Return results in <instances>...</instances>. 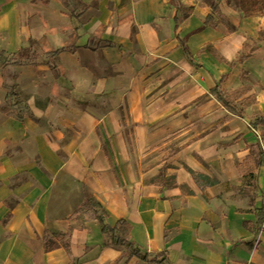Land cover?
Segmentation results:
<instances>
[{"label": "crops", "instance_id": "0c3cea01", "mask_svg": "<svg viewBox=\"0 0 264 264\" xmlns=\"http://www.w3.org/2000/svg\"><path fill=\"white\" fill-rule=\"evenodd\" d=\"M233 1L0 0V51L42 57L0 67V264H147L72 216L89 195L168 264H264V3ZM221 75L236 112L210 91ZM100 134L143 169L127 190Z\"/></svg>", "mask_w": 264, "mask_h": 264}, {"label": "trees", "instance_id": "16d2710c", "mask_svg": "<svg viewBox=\"0 0 264 264\" xmlns=\"http://www.w3.org/2000/svg\"><path fill=\"white\" fill-rule=\"evenodd\" d=\"M172 1V0H171ZM218 1L219 0H203V3H206L210 6L212 11L214 13L218 12ZM261 3H264V0H261ZM227 4H229L230 7L236 8V4H234L233 0H227ZM85 8V7H83ZM191 9V7H190ZM190 9L187 10V14L190 12ZM217 25V21L213 19V17L210 14H207L204 18L203 25L199 27L195 31H199L204 29L207 26L215 27ZM29 49H20L17 54H9L11 56V60L14 64H19V62L26 61L29 59ZM185 53L187 52L186 48H184ZM0 53H3L0 51ZM200 53V51H199ZM225 75H221V79L217 85L212 88L210 91L214 98L227 110L230 112H234L237 109V104L233 105L232 102L226 101V97L233 95L234 99L239 96V91H236L235 93H228L224 90H220L221 82L225 79ZM232 106V107H230ZM257 123H260L264 125V119L261 121H257ZM186 169L189 171L191 177L193 178L194 182L197 184L200 190H204L207 186H210L211 184L216 183L218 180L215 177H207L197 171H193L186 167ZM164 167L161 169L157 177L154 178V182H160L159 178L163 175ZM168 179L171 178H166ZM192 193V192H191ZM77 215H82L83 219L85 221H92V220H98L99 223L102 224V231L105 233H109L110 236L108 238H111V244L119 249H123V245L127 243L129 250H126L122 253L123 257L125 255L130 256H136L138 258H141L143 261L147 262V264H162L163 262L166 263V257L164 252H156L154 254L148 253L146 251H142L140 247L138 248L132 241H128L125 238V235L128 236L130 226L126 221L119 220L116 222L115 226H109L107 223H105V219L107 216V212L104 209L102 203L99 201V199L96 196L89 195L84 198V200L80 203L76 211L72 214L73 217ZM72 228H69L68 231L64 234H50L48 231H45L43 236L41 237V240H43V247L45 251L53 250L57 247H64L65 249L68 248L69 245V237L71 234ZM170 264V263H169Z\"/></svg>", "mask_w": 264, "mask_h": 264}, {"label": "rangeland", "instance_id": "374dc122", "mask_svg": "<svg viewBox=\"0 0 264 264\" xmlns=\"http://www.w3.org/2000/svg\"><path fill=\"white\" fill-rule=\"evenodd\" d=\"M29 59L26 61H22L19 63L25 64V63H31L33 61L36 60H41V54H39L38 52H36V49H33V51L29 52L28 55ZM11 56H9L6 53H0V67L1 68H5L7 65L10 64H14L13 61L11 60ZM35 63V62H34ZM14 87H11L10 90L8 91L7 94V100L6 102L11 103L13 101H17L20 102L22 100L21 96H18L16 94V96L14 95L17 91L13 90ZM226 101L232 102L233 105L234 104V96L230 95L226 97ZM238 107V105H236ZM232 107V106H230ZM4 110L7 111L8 110V105H6L4 107ZM13 111L17 112V109H13ZM237 109L234 111L236 112ZM112 136V137H110ZM101 140H102V145H103V149L106 152V156L110 161V166H112L113 171L115 172V175L117 177V180H119L120 185L124 186V188L127 190V185L126 182L128 183V180H136V177L139 173V171L143 170L141 165L137 164L134 165L131 163V158H130V152H132L131 150L127 149V148H123L122 150H118V151H114V150H110L108 147V142L110 141V138H112V140H116L115 135H107L104 136L102 134H100ZM117 137L119 139H123L125 141H128V136L126 135V133L122 132L121 135H117ZM254 151L259 155L260 153L254 149ZM255 161H261L260 156H256V160ZM125 238L128 241H131L130 238L125 235ZM123 249L129 250L127 243H125V245H123Z\"/></svg>", "mask_w": 264, "mask_h": 264}, {"label": "built area", "instance_id": "2783aa9c", "mask_svg": "<svg viewBox=\"0 0 264 264\" xmlns=\"http://www.w3.org/2000/svg\"><path fill=\"white\" fill-rule=\"evenodd\" d=\"M252 130L254 131V133H257V131L255 129L252 128ZM258 134V133H257ZM264 199V198H263ZM263 204H264V200H263Z\"/></svg>", "mask_w": 264, "mask_h": 264}]
</instances>
